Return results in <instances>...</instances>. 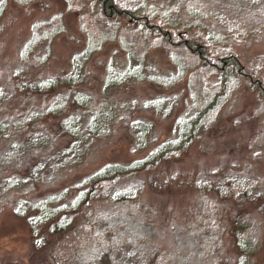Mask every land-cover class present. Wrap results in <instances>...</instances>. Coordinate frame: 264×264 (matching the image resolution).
Segmentation results:
<instances>
[{
  "label": "trees",
  "instance_id": "obj_1",
  "mask_svg": "<svg viewBox=\"0 0 264 264\" xmlns=\"http://www.w3.org/2000/svg\"><path fill=\"white\" fill-rule=\"evenodd\" d=\"M117 1L82 0L83 11L95 12L98 20L105 23L108 28L95 38L96 44H88L84 50L75 53L69 60L68 67L38 68L37 78L31 73L24 79L22 74L13 75L12 93L4 100L5 102L0 97V146L6 149H19L31 145L28 147L30 149L36 146L33 144L35 136L39 138L41 135L45 142L39 150L31 152L32 158L29 159V162L33 160L34 164H39L48 156L57 159L68 152L73 153L76 145L83 144L84 147L89 148L87 144L95 140L93 131L96 130L95 126L99 129L100 121L101 126L107 128L106 135L114 127L111 126L112 122L123 124L122 132L119 133L121 132L124 142L126 140L130 143L142 142L148 136H151L153 143L157 140L160 142L140 160H131L128 164L107 163L94 173L82 177L81 181L74 179V176L69 180H65L64 176H61L62 179L58 176L59 180L54 182L56 185L49 182L38 188L39 186H34L32 183L33 191L25 192L20 196L14 194V197H9V194L1 195L0 234L7 235L5 227L9 222L8 216H13L24 223V230L4 237L6 243L11 239L13 242L19 240L21 242L19 241V246L13 248L0 246V252L3 254L0 257V264H66L71 256L77 257L79 249L88 245L90 240L94 238L93 243H98L101 239L97 237L112 232L106 231L107 226L103 224L99 225L101 229L92 232L96 220L101 222L105 217L110 221L111 217L108 214L105 216L108 212L118 214V225L121 224L126 229L131 228L138 232L145 240L146 247L153 246L159 252V247H163V244H171L172 241L171 235H167L161 224L176 221L178 216L154 213L155 198L163 199L158 198L160 205L165 199H173L178 207L182 206L185 200L186 203L193 201L194 196H196L194 204L205 200L203 202L210 205L218 201L213 192L207 195L208 189L203 186L202 181H196L195 172L184 166L187 164L184 156L188 155L199 140L203 125L205 126L219 112L230 91L245 82L247 90L256 96L252 98L253 101L264 102V72L259 75L256 70L248 67L237 53L219 54L217 50L212 49L210 41L214 30L209 25L200 19L192 21L190 18L180 16L178 24L161 26L151 20L148 13L142 12L140 8L130 10ZM36 3L40 6L41 0H37ZM15 24L17 19H14L10 12L3 8V4H0V53L7 40H4L5 37L13 35L10 30ZM46 24L50 26L45 31L48 32L47 40L50 38L48 41L58 35H64L66 39L72 37L69 28L64 29L57 16H51L49 20L43 22V25ZM35 26L39 24L36 23ZM109 29L111 30L108 33ZM107 34L112 38H105ZM40 37L29 36L19 52L21 56L25 52L35 55L40 61L37 65L47 60L48 56L51 57L53 52L49 42L45 44L42 52L39 51L40 57L35 53L34 48L39 43ZM126 37H130L131 45L125 41ZM132 39L141 42V53L137 54L136 49L132 52L125 47V45L134 47ZM104 41L119 44L121 52L125 53L128 59V62L120 61L122 66L117 65L119 62L113 59L117 64L113 61L112 66L109 65L110 73L105 77L99 72L100 66H92L97 53L98 56L99 54L102 56L104 53L114 51H109ZM159 50L168 52V57L175 54L172 57L173 62H170L171 66L167 64L164 69L155 64L158 68L150 67L155 74L147 73L146 76V68L149 66H144L143 61L145 63L146 56L152 55V51ZM178 53H182L183 56L179 58ZM2 60L3 54H0V62ZM173 65L176 66L175 72ZM256 72L258 75L255 74ZM115 74L130 75L129 79L123 80L128 83L116 81L112 76ZM153 82H157L156 85L162 86L165 91L175 89L177 83L182 84L181 90L186 96L185 100L190 103L189 112L184 116H180L179 112L176 113L173 125L167 128L168 136L165 139L157 130L158 123L163 122V119L157 117L159 112L157 106L158 102L163 100L162 97L147 99L145 105L148 113L144 115L139 112L134 118L135 114L124 105L127 99L123 96L128 92L134 97L136 91L143 92L135 86L140 84L148 86ZM111 84L117 85L113 87L117 89L118 98L116 95H110L106 89ZM122 109L123 114L120 113ZM75 119L91 123L86 129L78 131L72 122ZM170 124H172L171 118L167 126ZM128 126L132 128L131 132L134 133L132 136ZM155 132L157 136L153 139ZM30 142L32 143L29 144ZM44 146H47L45 150L42 148ZM64 147L67 148L66 151H63ZM68 160L70 159H65L56 168L60 167L59 169L64 171V166L69 164ZM172 164L176 165L172 166ZM5 172L0 174V183L4 188H12L13 184L9 187L8 180L16 178V175L18 177V173L15 171L10 178L11 172ZM137 173L141 176L139 177L141 189L136 196L127 195L124 198V196L104 195L105 205L96 202L97 189L103 184L124 181L125 177L129 179ZM152 173L157 174L155 180L151 179ZM144 174L148 176L143 177ZM34 177L28 173L24 179L33 182ZM77 177L79 178V175ZM261 181L264 187V176ZM147 186L151 188L150 191H147ZM152 186L156 190L158 187V190L152 191ZM155 191L152 196L147 195ZM202 191L205 192L202 194ZM32 192L33 195L30 197L29 194ZM68 195L77 197L73 200L76 204L73 202V205H70L72 207L63 206L62 202ZM22 200L29 201L30 210L34 209V212H37L40 221L37 218L35 222L29 221L25 216L28 212L19 213L14 210L11 202ZM231 201L234 202V199ZM236 206L238 205L234 204L231 211L226 212L224 216L213 219L204 216L207 206H202L195 222L197 226L190 229L185 237L186 240H183L191 245L189 251L191 260L187 256L186 260L192 264H264V192L247 200L240 207L236 208ZM182 214L188 215L185 208ZM252 221L258 224L253 222L257 226L255 236L248 233V228L253 225ZM35 223L37 226L40 225L35 227ZM127 233L125 230L123 234ZM16 234L22 239H17ZM34 238L35 241L38 240V244L33 240ZM184 242L180 241L179 245ZM127 244L128 239H122L124 248H127ZM61 246L75 247L71 248L67 256H63L58 253ZM179 256L180 254L175 253V263L185 264Z\"/></svg>",
  "mask_w": 264,
  "mask_h": 264
},
{
  "label": "rangeland",
  "instance_id": "obj_2",
  "mask_svg": "<svg viewBox=\"0 0 264 264\" xmlns=\"http://www.w3.org/2000/svg\"><path fill=\"white\" fill-rule=\"evenodd\" d=\"M13 2L14 0H0L3 8L7 9L14 19H17V24L11 27L10 30L13 35L8 38L5 37L4 40H7L3 44L4 49L0 53L1 55L3 54V60L0 62V97L3 101L12 93L14 84L12 77L15 73L18 75L22 74L24 79L30 73L31 75L35 74L36 77L37 69L45 66L66 68L75 53L84 50L88 44H96L95 38L100 36L103 31H107L106 29L108 28L105 23L98 20L95 12L93 13L91 10L83 11L82 0H41L40 6L36 3L37 0H16ZM117 2L125 5L130 10L140 8L142 12L148 13V17L151 20L156 21L155 23L161 24V26L172 23L178 24V17L180 16L190 18L192 21L200 19L214 30L210 41L212 49L217 50L219 54L227 52L237 53L242 58V61L252 70H256L259 75L264 72V0H118ZM51 16H57L64 29L69 28L72 33L70 39H66L64 35H58L54 36L51 41H48L50 38L47 40L48 32L45 31L50 26L47 24L43 25V22L49 20ZM36 23L39 26H35ZM110 30H108V33ZM32 35L41 36L39 43L34 48L36 54L39 55V51L42 52L45 44L49 42H51L53 49L51 57L48 56L47 60L39 65L37 64L40 61L35 55L28 52H25L22 56L19 54L21 47L23 48L29 39L28 37ZM106 37L107 39L112 38L110 34H107ZM125 41L128 45H131L130 37H126ZM99 42L100 40L97 41V43ZM105 43H107L106 47L109 51H114L112 53H104L102 56L100 54L98 56L97 53L96 58L92 62V66L98 65V67H101L99 72L104 77L109 75V65L112 66L113 59H116L119 63L117 64L115 61L114 63L120 66H122L120 64L122 61L128 62L127 56L121 52L119 44L111 41ZM133 43L135 44L133 48L127 45L125 47L132 52L136 49L137 54L141 53V42L134 40ZM155 52L156 54H154ZM151 54L146 56L145 63L143 61L144 66H149L146 68V76L155 74L150 69L153 66L157 67L155 64L163 69L167 64L171 66L169 64L173 62L172 57L175 56V54H172V56L169 55L168 57V52L160 50L152 51ZM177 55L179 58L183 56L182 53ZM22 58L25 59L23 60ZM172 67L175 72L176 66L173 65ZM168 71L166 70V72ZM257 72L255 73L256 75H258ZM112 76L116 81L123 83H128L123 80L130 77V75L122 76L119 74ZM156 84L158 83L153 82V84L148 86H143L142 84L135 86L143 92L136 91L135 97L132 96L131 92H128L126 96H123L127 99L124 105L135 114L134 118L139 112L144 115L148 113L145 105L147 99L162 97L161 99L163 100L158 102L159 112L157 117L163 119V122L158 123V126L156 124V126L158 134L165 139L168 136L166 133L167 128L173 125L176 113L179 112L180 116H184L189 112L190 103L185 100L186 96L181 90L182 84H175L176 88L170 91H165L162 86ZM113 86L117 85L111 84L106 89L110 95H116L118 98L117 89ZM253 97L256 96L250 90H247L246 82L231 90L219 112L205 126L203 125V130L201 129L199 140L195 146L192 147L188 155L184 156L185 164L187 163L184 166L195 172L196 181H202L203 186L208 189L206 191L207 195L213 192L217 196L218 201L215 204L207 205L203 202L205 200L202 201L201 199L202 202L194 204L196 199V196H194L193 201L186 203L185 200L183 205L178 207L173 199H165L160 205L159 199H163L160 197H158L159 199L155 198L154 213H167L172 214L171 216L173 217L178 216L176 221L172 220L161 224L164 226L163 228H165L167 235H171L170 239L173 241H171V244H163V247L158 246L160 248L159 252L153 246L146 247L145 240L141 238L138 232L131 228L126 229L121 224L118 225V214L114 215L111 214L112 212H108L105 216L108 214L111 217L110 221L105 219V217L101 222L96 220L92 232L95 233L98 229H101L100 224L107 226L106 231L112 232H106V234L99 237L94 234L95 237L101 240L98 243H93L94 238L90 240L87 243L88 245L79 249L80 252L77 257L71 256L68 259L70 263L67 262L66 264H176L174 260L175 253L177 255L180 254L181 258L179 256V259L185 261V264H192V262L186 260V256L191 260L189 256L191 245L183 240L187 237L190 229L192 230L197 226L195 222L202 206H207L204 216L207 215V217L213 219L230 212L234 204H237L236 208H238L245 204L247 200L253 199L264 192L261 181L264 176V102L253 101ZM3 101L1 103L5 102ZM120 113L123 114V109ZM169 118L172 119V124L167 126ZM72 122L76 125L75 128L78 131L86 129L91 123L85 120L80 122L76 119ZM112 123L111 126L113 127L114 125V127L107 135L105 132L107 128L101 126V121L98 124L99 129L95 126L96 130L93 131L95 140L91 144H87V146H90L89 148L84 147L83 144L76 145L73 153L68 152L61 158L57 157V159L48 156L46 160H41L39 164H34L33 160L29 162V159L31 160L32 158L31 152L39 150V147L45 142L41 135H39L40 141L35 136L33 144L36 146L30 149L28 147L31 145L19 149H6V147L0 146V174L5 171L11 172V178L15 171L18 173V177L16 175V178L8 180V186L10 187V184H13L12 188H4L0 183V196L5 194H9V197L14 194L20 196L32 190V183L34 186H39L38 188L49 182L56 185L54 182L59 180L58 176L60 178L64 176L65 180H69L70 177L74 176V179L81 181L82 177L94 173L107 163L119 162L128 164L131 160H140L160 142L157 140L153 143L151 136L146 137L142 142L133 141L130 143L128 140L124 142L123 138H121L123 124ZM129 130L130 136H132L134 134L131 132L132 128L130 127ZM119 131L121 132L119 133ZM155 136H157L156 132L152 136L153 139ZM46 141H48L47 138ZM66 145L68 146V144ZM46 147H42L43 150ZM66 150L67 148L63 151ZM65 159L70 160H68L69 164H66L65 161L64 171L59 169L60 167L56 168ZM174 165L176 164H172V166ZM60 172L62 173L61 175ZM28 173L31 176H35L33 182L25 181L24 177ZM77 175H79V178ZM147 176L146 174L143 175V177ZM139 177L141 178L139 173H137L129 179L125 177L124 181L103 184L101 188L97 189L98 198H96V202L105 205L104 195L124 196V198L127 195L136 196L141 189L139 188V183H141ZM155 178H157V174L152 173L151 179L155 180ZM16 180L18 182L15 183ZM154 187L152 186V191L156 190ZM147 188V191L151 190L149 186ZM156 191L149 192L147 195L152 196ZM204 192L202 191V194ZM29 195L32 197L33 192ZM161 196L163 197V195ZM75 198L77 197L68 195L62 202L63 206L72 207L70 205H73V202L76 204L73 201ZM232 199H234V202L231 201ZM28 202L22 200L16 203L11 202V205L16 212H28L25 216L29 221L35 222V219L40 217L36 214L37 212H34V209L30 210ZM183 208H185L188 215H181ZM102 215H99V217ZM8 217L9 222H7L5 227L7 235L24 230V223L13 216ZM253 222L258 225L255 221H252L253 225L248 228V233L255 236L257 226ZM36 226L37 223H35ZM27 228L30 230L29 226ZM125 230L128 232L127 234H123ZM7 235L0 234V246L8 248L19 246L18 242H21V240L13 242L11 239L6 243L7 241L4 237ZM15 237L22 239L17 234ZM122 239H128L127 248L122 246ZM33 240L35 241V238ZM37 241L35 242L38 244L39 242ZM180 241L184 242L180 244L181 246L179 245ZM136 242L138 243L137 245L135 244ZM72 247L75 246H61L58 253L67 256L71 252ZM179 247L182 248L179 249ZM102 253L104 255H101ZM2 255L0 252V257ZM93 255L95 256L94 258Z\"/></svg>",
  "mask_w": 264,
  "mask_h": 264
}]
</instances>
